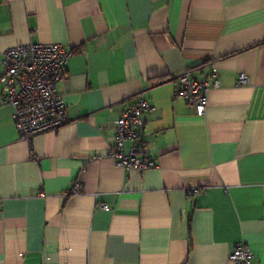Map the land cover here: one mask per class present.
<instances>
[{
	"label": "crops",
	"instance_id": "obj_1",
	"mask_svg": "<svg viewBox=\"0 0 264 264\" xmlns=\"http://www.w3.org/2000/svg\"><path fill=\"white\" fill-rule=\"evenodd\" d=\"M29 43L73 50L69 122L21 139L0 82V264H264V0H0V78ZM213 67L200 116L175 78ZM140 94L143 172L109 156Z\"/></svg>",
	"mask_w": 264,
	"mask_h": 264
},
{
	"label": "built area",
	"instance_id": "obj_2",
	"mask_svg": "<svg viewBox=\"0 0 264 264\" xmlns=\"http://www.w3.org/2000/svg\"><path fill=\"white\" fill-rule=\"evenodd\" d=\"M73 50L62 44H25L8 48L3 53V102L15 109L14 119L21 139L33 137L65 126L69 120L63 96L59 93V84L68 76V63ZM191 69H186L175 78L178 85L177 96L188 106L194 108L200 116L207 111L209 92L218 89V70L213 67L211 74L203 80L191 78ZM212 78H216L211 85ZM240 86L249 83L245 74L238 78ZM154 111V106L144 94L136 97L134 103L125 109L114 122L116 144L109 151L117 168L147 171L155 167L152 158L144 155L141 134L145 128V116ZM132 146L127 148V143ZM79 184H75L72 193L79 194ZM197 190H189V196ZM108 211L106 205L100 206ZM254 254L244 243L235 245L229 261L232 264H252Z\"/></svg>",
	"mask_w": 264,
	"mask_h": 264
}]
</instances>
